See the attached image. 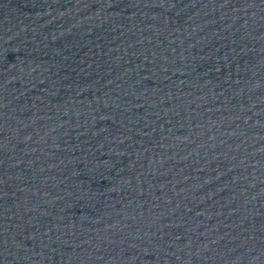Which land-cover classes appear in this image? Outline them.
I'll use <instances>...</instances> for the list:
<instances>
[{
	"label": "water",
	"instance_id": "water-1",
	"mask_svg": "<svg viewBox=\"0 0 264 264\" xmlns=\"http://www.w3.org/2000/svg\"><path fill=\"white\" fill-rule=\"evenodd\" d=\"M0 264H264V0H0Z\"/></svg>",
	"mask_w": 264,
	"mask_h": 264
}]
</instances>
